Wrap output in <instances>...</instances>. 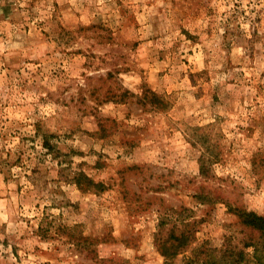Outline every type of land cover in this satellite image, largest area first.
<instances>
[{
    "label": "rangeland",
    "instance_id": "1",
    "mask_svg": "<svg viewBox=\"0 0 264 264\" xmlns=\"http://www.w3.org/2000/svg\"><path fill=\"white\" fill-rule=\"evenodd\" d=\"M216 197L264 215V0H0V264L240 248Z\"/></svg>",
    "mask_w": 264,
    "mask_h": 264
},
{
    "label": "trees",
    "instance_id": "2",
    "mask_svg": "<svg viewBox=\"0 0 264 264\" xmlns=\"http://www.w3.org/2000/svg\"><path fill=\"white\" fill-rule=\"evenodd\" d=\"M200 175L203 178L208 177L203 158L200 164ZM81 176L86 181L95 184L88 177ZM76 183L78 186L82 187L79 177ZM218 198L219 197H216L215 200L224 203L228 210L238 218L239 223L248 232L246 236L241 239L240 248L234 245L232 242L233 240L228 237L220 248L208 246L207 242H203V244L198 247H191L196 240L195 234L190 230H183L177 234H171L167 240L158 247V251L164 257V264H172V260L175 259L176 256L190 247V252L188 256L186 255L187 257L184 261L185 264H246L249 260H252L254 264H264V215L247 210L241 205L231 203L228 198ZM193 224H195L194 221L186 223L184 228ZM249 249L251 251L247 252Z\"/></svg>",
    "mask_w": 264,
    "mask_h": 264
}]
</instances>
